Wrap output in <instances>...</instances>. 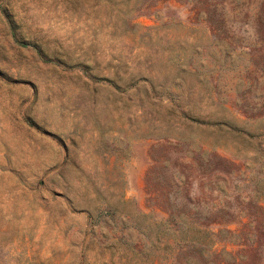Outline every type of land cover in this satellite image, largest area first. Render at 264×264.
Listing matches in <instances>:
<instances>
[{
    "label": "rangeland",
    "instance_id": "374dc122",
    "mask_svg": "<svg viewBox=\"0 0 264 264\" xmlns=\"http://www.w3.org/2000/svg\"><path fill=\"white\" fill-rule=\"evenodd\" d=\"M0 264H264V0H0Z\"/></svg>",
    "mask_w": 264,
    "mask_h": 264
}]
</instances>
